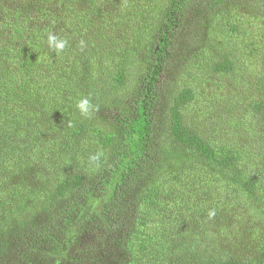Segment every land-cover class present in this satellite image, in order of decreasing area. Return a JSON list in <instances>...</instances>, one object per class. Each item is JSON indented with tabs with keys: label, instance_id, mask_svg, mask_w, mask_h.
Segmentation results:
<instances>
[{
	"label": "trees",
	"instance_id": "16d2710c",
	"mask_svg": "<svg viewBox=\"0 0 264 264\" xmlns=\"http://www.w3.org/2000/svg\"><path fill=\"white\" fill-rule=\"evenodd\" d=\"M76 1L33 0L25 6L16 0L9 7L0 0V138L6 142L14 125L23 127L25 143H54L66 170L35 206L23 207L25 216H16L11 225L0 222V264H264V247L246 255L215 246L206 251L178 237L169 220L159 224L163 187L151 185L167 140L173 149L188 151L220 172L194 184L190 209L206 218L214 210L216 220H230L249 212L251 204H263L264 70H246L245 60H264V38H258L256 14L241 18L250 2L81 0L80 7ZM251 1L260 12L263 34L264 0ZM218 17H234L228 22L231 45L212 59L207 72L217 78L231 75L233 86H248L250 97L241 99L240 111L258 127L245 136L241 149L205 135L187 112L197 101L199 84L190 61L210 46L208 27ZM50 32L67 39L62 53L48 48ZM140 50H145L143 70L133 92L93 113L105 127L81 120L76 101L88 90L94 98L109 96V90L115 95ZM99 54L113 62L97 79L93 58ZM60 146L77 154L73 162L58 154L63 153ZM88 147L80 157L78 152ZM97 153L99 159L90 160Z\"/></svg>",
	"mask_w": 264,
	"mask_h": 264
},
{
	"label": "rangeland",
	"instance_id": "374dc122",
	"mask_svg": "<svg viewBox=\"0 0 264 264\" xmlns=\"http://www.w3.org/2000/svg\"><path fill=\"white\" fill-rule=\"evenodd\" d=\"M6 1L9 7H14V2H16V0ZM20 1L26 6L30 5L33 0ZM81 2V0L76 1L80 7L84 6ZM127 2L125 1V4ZM162 2L163 0H158L157 4L160 5ZM248 2H250L251 8L245 10L241 18L248 20L251 17L254 18L256 14L257 17L253 20L254 24L258 25L256 29L258 38L261 40L264 38V33L260 34L263 31L260 12L257 6L251 3V0H248ZM51 4H54V0H51ZM98 6L99 10L104 13L102 18L107 21L105 9L100 3ZM121 8V13H125V5H121ZM222 20V17H218L210 23L207 32V35L209 34L211 38L210 46L199 51L190 61L189 71L193 77L199 78V84L196 89L197 101L193 102L187 112L191 121L203 130L205 135L210 134L214 140L224 146L233 145L235 148L241 149L244 146L245 136L258 129L256 123L251 119H244L240 111L241 106H243L241 104L244 102L241 99L244 96L250 97V95H245L249 91H245L248 86L237 87L238 84L233 86L234 81L231 79V75L217 78L207 72L212 59L231 45V39L228 36L230 35V23L228 22L233 21L234 17H226ZM23 21L26 23L25 20ZM144 51L136 52L132 69L128 73L127 82L122 88L117 89L118 93L114 92L115 95H112V90H109L106 91V93H110L109 96L102 95L94 98L88 90L89 93L86 96L93 102L95 113L102 108V105L109 107L114 98L133 92L137 79L143 70ZM110 62L113 61L108 57L104 59L102 54L94 56L93 72L97 79L103 77L107 69H112L108 67ZM245 62L247 64L246 70L251 71L256 68L264 70L263 59L259 64H257L259 61L256 58H246ZM190 82L195 84L194 79ZM164 87L167 88V83ZM237 98L240 99V106L237 105ZM228 99L233 100L231 105L226 104ZM235 99L236 101H234ZM78 116L85 122H87L85 119L91 120L89 123L92 127L93 124L105 127L103 126L104 119L101 120L100 115L95 117L92 114L91 117H83L78 114ZM237 119H241V123L236 121ZM56 126L60 129V122L58 125L56 123ZM25 131L26 129L23 127L13 126L12 136L8 139L11 140L12 146L5 145L8 140L5 142L0 138V182H2L0 222L3 220L10 225L16 216L25 214V211L22 210L23 207L35 206L34 204L37 202L35 199L44 197L46 190L54 187L57 178L62 176L63 173L65 174L66 171L57 159L58 155H56L57 150H55L54 143L49 144L47 140H41L40 146L32 143L27 144L21 139ZM86 133H88L87 130ZM79 144L83 148V138L80 139ZM64 147L60 146L59 149L62 150ZM162 147L166 156H164V161L151 178V185L157 189L163 187L159 199L161 205L156 211L159 212L156 216L159 224L163 219L169 220V224L172 226L174 223V227L178 231L177 234H180L178 237L182 236L185 240H193L206 251L215 246L219 249L218 251L231 250L237 255H246L251 253L255 246L257 248L264 247V202L262 205L253 204L252 206L251 204L249 212L234 215L230 220L227 218L216 220L214 217H202L199 209L197 211L192 210V207L190 209L192 203L191 188L194 184H199L203 175H210L211 172L218 174L220 172L212 166L206 165V163H200V160L188 151L173 149L167 140H163ZM91 148L88 147L87 150L79 151L80 157L88 153ZM244 150L247 151L246 148ZM64 151L62 150L63 153L58 152V154H63L66 162L77 156V154L70 151ZM247 172L254 173L256 168L254 170L248 169ZM168 212L171 213L168 214ZM192 213H197V215L195 216ZM248 227L250 229H246Z\"/></svg>",
	"mask_w": 264,
	"mask_h": 264
},
{
	"label": "clouds",
	"instance_id": "9594fccd",
	"mask_svg": "<svg viewBox=\"0 0 264 264\" xmlns=\"http://www.w3.org/2000/svg\"><path fill=\"white\" fill-rule=\"evenodd\" d=\"M47 46L48 48L55 52L56 54L62 53L68 47V41L65 38L57 36L55 33L50 32L47 36ZM76 109L83 117H91L95 111V106L93 105L91 99L88 96H81L76 101ZM100 154L97 153L90 157V160L96 161L99 159ZM215 215L214 210L209 211V218Z\"/></svg>",
	"mask_w": 264,
	"mask_h": 264
}]
</instances>
